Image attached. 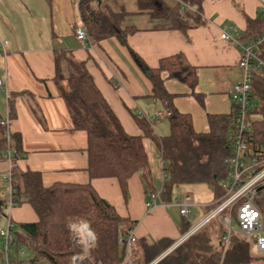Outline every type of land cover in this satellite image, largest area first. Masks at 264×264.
Returning a JSON list of instances; mask_svg holds the SVG:
<instances>
[{
  "label": "crops",
  "instance_id": "crops-1",
  "mask_svg": "<svg viewBox=\"0 0 264 264\" xmlns=\"http://www.w3.org/2000/svg\"><path fill=\"white\" fill-rule=\"evenodd\" d=\"M163 2L170 7L182 4L180 0ZM107 4L113 11L123 9L127 13L122 27L134 28L126 35L125 44L115 36L79 40L75 35L76 26L82 24L78 0H0V38L7 41L5 52L0 51V120L8 116L9 133L20 136L21 151L14 161L20 170L38 171L44 186L56 182L89 183L127 221V226L133 225L134 264H156L190 236L186 234L191 228L207 218L218 197L212 187V201L191 203L189 213L183 216L175 202L180 198L174 199L172 189L165 195L162 184L157 189L152 182L150 165L149 181L145 183L143 174L133 173L127 180L126 195L115 177L90 179L86 170V133L74 129L60 96L55 81V52L65 51L85 64L126 133L143 135L136 114L158 136L168 135L170 126L162 103L151 96L145 69L156 68L161 58L183 54L197 69L195 92L202 95L203 103L186 84L168 78L166 73L164 86L173 95L174 107L191 116L194 130L206 132L207 114H229L233 110L231 86L242 77L239 49L219 34L221 30H235L242 37L246 17L260 16V1L203 0L204 23L186 33L160 27L161 21L141 11L136 0H109ZM148 140L151 139L143 137L149 161ZM5 154L0 152V199L7 202L11 159ZM160 162L162 172L161 155ZM149 192L160 193L152 207L146 205ZM37 220L28 203L8 206L0 214V228L10 223L16 229L18 223ZM218 222L215 216L206 223L211 244L219 246ZM1 246L0 240V249ZM10 251L20 264H52L45 258H36L25 246L13 244Z\"/></svg>",
  "mask_w": 264,
  "mask_h": 264
},
{
  "label": "trees",
  "instance_id": "trees-1",
  "mask_svg": "<svg viewBox=\"0 0 264 264\" xmlns=\"http://www.w3.org/2000/svg\"><path fill=\"white\" fill-rule=\"evenodd\" d=\"M108 1L79 0L82 25L93 41L115 36L125 44L126 35L134 28L122 27L127 13L123 9L111 10ZM136 1L141 11H148L151 18L161 21L160 27L186 33L187 29L204 23L201 16L203 0H180L195 10L193 13L183 11L182 4L170 7L163 0ZM263 33V17H246V28L242 35L245 41ZM259 49L262 50L259 54L264 58V41ZM145 71L151 82V96L162 103L163 113L169 121L170 132L166 136L156 135L152 126L136 114L134 117L143 135L126 133L85 64L65 51L55 52V81L60 96L66 104L74 129L86 133V170L89 178L115 177L124 195L127 193V180L133 173L143 174L147 183L150 169L143 137H148L161 155L162 172L165 174L162 193L169 194L173 186L181 183L205 182L212 185L215 198L220 197L223 194L221 184L228 173L224 160L231 152L233 110L229 114H207L208 131L197 132L191 116L174 107L173 95L165 89L163 78V73H166L168 78L186 84L202 104V95L195 92L196 67L178 53L161 58L156 68H146ZM252 86L253 100L257 102L249 109V127L253 137L264 143V78L254 76ZM2 131L0 126V152L6 149ZM9 147L12 150L9 170L11 191L7 202L0 199V214H4L8 206L28 203L38 217L35 222L18 223L16 229L12 228V245L25 246L36 258H45L52 264H72V256L81 251L74 243L68 226V219L76 217L85 220L95 236L84 264H118L121 256L117 235L133 225L127 226V221L89 183L56 182L44 186L38 171L20 170L14 163L21 151L19 134H10ZM256 202L264 218V187L258 190ZM221 214L217 216L219 221ZM207 224L156 264H252L257 258L264 259V253H257L250 240L232 233L221 260L219 246L215 242L211 244ZM217 225L220 240L224 229L219 222ZM256 254L259 257L255 258Z\"/></svg>",
  "mask_w": 264,
  "mask_h": 264
},
{
  "label": "built area",
  "instance_id": "built-area-1",
  "mask_svg": "<svg viewBox=\"0 0 264 264\" xmlns=\"http://www.w3.org/2000/svg\"><path fill=\"white\" fill-rule=\"evenodd\" d=\"M259 1V14L264 18V0ZM182 10L191 13L195 11L186 3L182 4ZM75 35L82 41L89 39L82 24L76 26ZM219 37L232 42L239 49L238 65L242 70L241 79L231 86L230 91L233 103L231 152L224 160L228 173L227 178L221 184L223 194L216 200V206L207 218L191 228L186 236L201 228L212 217L224 213L221 219L224 233L219 240L222 260L232 233L244 236L252 242L257 253H264V218L256 202L258 190L264 187V143L253 137L248 118L253 100L252 79L254 76L264 78V58L257 51V47L259 48L264 41V33L250 41H245L235 30L232 32L221 30ZM6 45L7 41L0 38L1 52H5ZM0 87H3L1 79ZM8 122V116L0 120V126L3 129L2 133L7 145L5 156L10 161L12 150L9 147ZM163 177H165V174H163ZM7 179L9 181V173ZM159 194V192H149L146 205L149 207L155 206ZM175 202L180 206V214L186 216L191 206L189 197L186 195L184 200L177 198ZM232 216L235 217L237 230L231 228ZM68 226L72 232L74 243L81 249L79 253L72 256L71 263L84 264L88 250L95 242L94 233L89 229L85 220L78 218H69ZM116 239L121 256L118 264H134L133 245L136 242L134 227L119 233ZM0 240L2 243L0 263L20 264L21 261L15 258L10 251V246L14 240L10 223L4 228H0Z\"/></svg>",
  "mask_w": 264,
  "mask_h": 264
},
{
  "label": "rangeland",
  "instance_id": "rangeland-1",
  "mask_svg": "<svg viewBox=\"0 0 264 264\" xmlns=\"http://www.w3.org/2000/svg\"><path fill=\"white\" fill-rule=\"evenodd\" d=\"M257 50H258V47H257ZM256 102H257L256 99L252 100L253 105H256ZM0 112H1V108H0ZM160 118L164 119L163 116H161ZM5 146H6V149L4 151L7 150L6 143H5ZM147 149L149 152V165L151 166V170H152V182L154 183V185H156L157 189H159V187L161 188L162 186L161 185L162 184L161 183L162 172H161V162H160L159 150L155 146L152 140H148ZM146 180L149 181V178H146ZM156 191H159V190H156ZM212 193H213L212 186L209 183H205V182L181 183L172 188V194H173L174 199L179 197L180 200H184L185 196L188 195L190 203L197 202V200L198 201L208 200L211 202L213 199ZM221 215L222 216L220 217V224H221V219L224 213ZM71 218H76V217H71ZM231 228L234 230H237L236 220L234 216H232ZM254 257L257 258L259 257V255L256 254L254 255ZM252 264H264V259L257 258L255 262Z\"/></svg>",
  "mask_w": 264,
  "mask_h": 264
},
{
  "label": "bare ground",
  "instance_id": "bare-ground-1",
  "mask_svg": "<svg viewBox=\"0 0 264 264\" xmlns=\"http://www.w3.org/2000/svg\"><path fill=\"white\" fill-rule=\"evenodd\" d=\"M260 47V46H259Z\"/></svg>",
  "mask_w": 264,
  "mask_h": 264
}]
</instances>
